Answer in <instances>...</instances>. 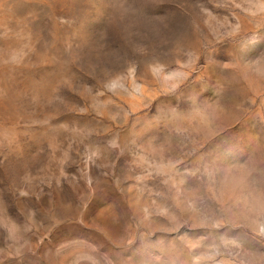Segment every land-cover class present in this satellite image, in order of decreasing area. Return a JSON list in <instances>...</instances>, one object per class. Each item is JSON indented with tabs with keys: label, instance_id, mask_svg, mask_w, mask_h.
<instances>
[{
	"label": "rangeland",
	"instance_id": "374dc122",
	"mask_svg": "<svg viewBox=\"0 0 264 264\" xmlns=\"http://www.w3.org/2000/svg\"><path fill=\"white\" fill-rule=\"evenodd\" d=\"M0 264H264V0H0Z\"/></svg>",
	"mask_w": 264,
	"mask_h": 264
}]
</instances>
